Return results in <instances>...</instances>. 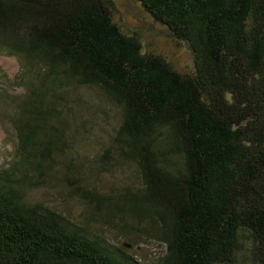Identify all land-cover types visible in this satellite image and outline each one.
Masks as SVG:
<instances>
[{
    "label": "trees",
    "instance_id": "16d2710c",
    "mask_svg": "<svg viewBox=\"0 0 264 264\" xmlns=\"http://www.w3.org/2000/svg\"><path fill=\"white\" fill-rule=\"evenodd\" d=\"M137 1L193 71L144 52L110 0H0L27 92L0 167V264H141L108 232L159 241L155 264H264V0ZM53 186L80 213L30 198Z\"/></svg>",
    "mask_w": 264,
    "mask_h": 264
},
{
    "label": "rangeland",
    "instance_id": "374dc122",
    "mask_svg": "<svg viewBox=\"0 0 264 264\" xmlns=\"http://www.w3.org/2000/svg\"><path fill=\"white\" fill-rule=\"evenodd\" d=\"M110 8L114 21L126 33H137L143 44L144 52L162 54L169 63L183 72L194 70L193 52L186 42L177 40L170 30L156 22L144 11L137 0H110ZM22 63L16 56L0 52V167H8L12 162L18 144L15 120L20 111V105L25 100L26 88L20 79ZM111 121L115 123V111L111 113ZM132 168L125 165L117 168L116 182H130L134 179ZM33 200L42 199L56 204L64 212L71 215L80 213L81 208L76 201L60 202V193L53 186L49 191H35L30 193ZM107 233V232H106ZM112 244L129 245L132 255L141 264H155L166 252V247L159 241L147 237L145 234L130 235V238L117 237L108 232Z\"/></svg>",
    "mask_w": 264,
    "mask_h": 264
},
{
    "label": "water",
    "instance_id": "95a60500",
    "mask_svg": "<svg viewBox=\"0 0 264 264\" xmlns=\"http://www.w3.org/2000/svg\"><path fill=\"white\" fill-rule=\"evenodd\" d=\"M126 247H130L129 245H125Z\"/></svg>",
    "mask_w": 264,
    "mask_h": 264
}]
</instances>
